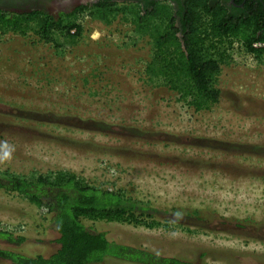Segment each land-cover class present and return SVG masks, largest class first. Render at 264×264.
Masks as SVG:
<instances>
[{"label": "rangeland", "instance_id": "1", "mask_svg": "<svg viewBox=\"0 0 264 264\" xmlns=\"http://www.w3.org/2000/svg\"><path fill=\"white\" fill-rule=\"evenodd\" d=\"M77 18L83 31L73 41L0 33V171H70L174 222L84 221L112 239L192 264H264V55L258 61L236 44L219 78L220 102L195 112L147 83L149 38L119 17L110 25L86 12ZM2 224L23 238L0 239L2 250L37 256L56 248L52 217L0 190Z\"/></svg>", "mask_w": 264, "mask_h": 264}, {"label": "trees", "instance_id": "2", "mask_svg": "<svg viewBox=\"0 0 264 264\" xmlns=\"http://www.w3.org/2000/svg\"><path fill=\"white\" fill-rule=\"evenodd\" d=\"M83 11L105 25L120 16L135 37L149 38L147 83L168 88L178 101L195 112L209 111L220 102L219 78L223 66L231 62L234 43L238 42L258 61L263 59L264 49L256 50L253 43L264 42V15L227 16L226 10L214 7L209 0L186 1L181 12V30L169 2L159 0L143 8L139 4L119 5L104 0L78 7L70 14L62 13L58 19L43 11L9 14L0 9V33L27 36L33 32L44 43L55 42L57 33H63L73 41L82 35L83 26L77 14ZM0 190L25 198L42 215H50L56 231V248L47 255L26 256L0 249L4 264H99L106 258L137 264H192L112 239L108 232L85 224L84 221H103L149 229L172 228L173 220L158 216L150 203L122 190L92 185L66 170L30 175L0 171ZM184 229L191 232L189 227ZM0 239L23 241L2 231Z\"/></svg>", "mask_w": 264, "mask_h": 264}, {"label": "flooded vegetation", "instance_id": "3", "mask_svg": "<svg viewBox=\"0 0 264 264\" xmlns=\"http://www.w3.org/2000/svg\"><path fill=\"white\" fill-rule=\"evenodd\" d=\"M104 0H0V9L4 12L11 14H23V13H32L36 11H43L55 19H58L62 13L70 14L73 13L78 7L81 6H92L95 3ZM110 3L116 2L119 5L134 3L139 4L141 7H145L147 3L156 2L159 0H105ZM164 2H169L173 8L174 16H176V25L181 30V12L184 8V5L187 0H160ZM209 3L214 7L223 8L226 10L227 16H245L249 17L253 15H264V0H209ZM72 6H74L72 8ZM86 12V11H83ZM90 19V12H86ZM120 18V16H119ZM264 34V28H262ZM7 34H15V33H7ZM5 34V35H7ZM36 35L33 32H29L27 36H22L19 34H15L22 37H30V35ZM37 36V35H36ZM238 44V42L233 44V47ZM260 44V45H258ZM253 48L256 50L264 49V42L257 41L253 43ZM231 51V49H230Z\"/></svg>", "mask_w": 264, "mask_h": 264}, {"label": "built area", "instance_id": "4", "mask_svg": "<svg viewBox=\"0 0 264 264\" xmlns=\"http://www.w3.org/2000/svg\"><path fill=\"white\" fill-rule=\"evenodd\" d=\"M72 33H75V30H73ZM258 45H260V44H258ZM0 229L1 230L6 229V231L11 232V233H15L16 232L15 228L13 226H4L3 224H2Z\"/></svg>", "mask_w": 264, "mask_h": 264}, {"label": "clouds", "instance_id": "5", "mask_svg": "<svg viewBox=\"0 0 264 264\" xmlns=\"http://www.w3.org/2000/svg\"><path fill=\"white\" fill-rule=\"evenodd\" d=\"M8 154L6 153L5 156H7ZM4 161L3 160H0V163H3ZM176 218L179 219L180 218V213H176ZM1 231V230H0ZM6 233H11V232H8L6 231ZM11 234H15V233H11Z\"/></svg>", "mask_w": 264, "mask_h": 264}]
</instances>
